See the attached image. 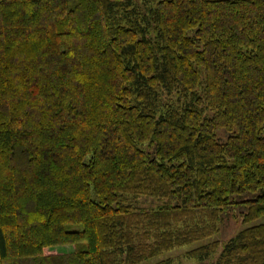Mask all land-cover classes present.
I'll list each match as a JSON object with an SVG mask.
<instances>
[{
	"label": "trees",
	"instance_id": "1",
	"mask_svg": "<svg viewBox=\"0 0 264 264\" xmlns=\"http://www.w3.org/2000/svg\"><path fill=\"white\" fill-rule=\"evenodd\" d=\"M239 203L214 264H264V0H0V264H139Z\"/></svg>",
	"mask_w": 264,
	"mask_h": 264
},
{
	"label": "rangeland",
	"instance_id": "2",
	"mask_svg": "<svg viewBox=\"0 0 264 264\" xmlns=\"http://www.w3.org/2000/svg\"><path fill=\"white\" fill-rule=\"evenodd\" d=\"M140 2V1H138ZM225 133L220 130L218 132L219 139H224ZM250 196L249 193L241 195L237 197V201L244 199ZM126 200H130V202L138 208H152L156 207L161 201L159 199L153 197H139L137 199H133L132 197H128ZM245 211V206L243 204H234L228 210L224 211L221 214V221L219 223V229L217 234L210 238H206L203 240L191 242L189 244H184L181 246L173 247L170 250L164 251L161 254L144 261L139 264H214L218 253L220 252L223 243L233 236L237 231L245 227V224L242 223V214ZM263 218V219H262ZM255 221V223L264 220L262 217ZM77 226H75L76 228ZM212 240H218L219 246L217 250L211 254L207 259L197 260L195 258H191L187 256V252L191 249H194L202 244L208 243ZM55 250L58 251H71L73 248L70 245L64 246H56Z\"/></svg>",
	"mask_w": 264,
	"mask_h": 264
}]
</instances>
